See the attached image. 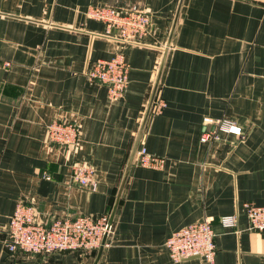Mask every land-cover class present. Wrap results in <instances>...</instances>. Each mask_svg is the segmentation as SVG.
<instances>
[{
    "label": "crops",
    "instance_id": "0c3cea01",
    "mask_svg": "<svg viewBox=\"0 0 264 264\" xmlns=\"http://www.w3.org/2000/svg\"><path fill=\"white\" fill-rule=\"evenodd\" d=\"M178 1L0 0V264H92L96 251L6 250L9 220L19 200L44 223L110 214ZM90 5H137L149 30L130 43L108 36ZM119 52L128 82L111 99L84 70ZM54 119L77 124L75 147L48 140ZM140 145L164 164L132 162L96 264H207L174 262L166 247L207 216L213 264H264V231L249 228L244 208L264 205V0H182ZM74 161L94 168V188L72 182ZM226 214L235 226L220 223Z\"/></svg>",
    "mask_w": 264,
    "mask_h": 264
},
{
    "label": "built area",
    "instance_id": "2783aa9c",
    "mask_svg": "<svg viewBox=\"0 0 264 264\" xmlns=\"http://www.w3.org/2000/svg\"><path fill=\"white\" fill-rule=\"evenodd\" d=\"M88 18L102 22L105 34L124 42H134L145 36L149 30L150 15L137 5L118 9L108 5H90L85 11ZM129 64L121 52L109 58L89 60L84 70L85 76L93 82L106 86L111 99L121 97L128 82ZM164 106L159 100L157 110ZM220 130L230 131L232 124L222 120ZM233 129V128H232ZM48 140L58 145L75 147L79 136L76 123L66 119H54L46 126ZM206 134H202L205 139ZM148 168H160L164 157L149 153L144 145L135 152L133 161ZM94 168L74 161L71 164L72 182L95 187ZM249 228L264 231V205L244 203ZM107 213L85 214L73 217H55L48 222L36 220L32 204L19 200L9 220L7 234L3 240L6 250L15 252L48 254L63 250L96 251L103 236L109 233ZM225 227L236 225V215L219 217ZM169 256L174 262L191 257H199L207 264H213L215 257L214 231L211 217L186 224L174 231L166 239Z\"/></svg>",
    "mask_w": 264,
    "mask_h": 264
},
{
    "label": "water",
    "instance_id": "95a60500",
    "mask_svg": "<svg viewBox=\"0 0 264 264\" xmlns=\"http://www.w3.org/2000/svg\"><path fill=\"white\" fill-rule=\"evenodd\" d=\"M181 3H182V0H179L178 4H177L176 12L174 14V18H173V21H172V25H171V28H170V31H169V34H168V38H167L165 47L163 49V55H162V58H161V61H160V65H159V68H158V72H157V75H156L154 86H153L152 92L150 94L149 102H148L147 108L145 110V114H144V117L142 119L141 125H140V127L138 129L136 138L134 140L131 152L129 154L128 162H127L124 174L122 176L118 191L116 193V197H115L111 212H110L109 217H108V225L109 226L112 224L114 213L116 211V208H117V205H118V202H119V199H120V195H121L124 183L126 181L128 170H129V168H130V166H131V164L133 162V159H134V156H135V152H136V149H137V146H138V143H139V140H140V137H141V134H142V131H143L147 116L149 114L151 105L153 103V100H154V97H155V94H156V90H157L158 82H159V78H160V73L162 71V68H163V65H164V62H165L166 53H167V50H168V46L170 44L171 37H172L173 32H174V28H175V24H176V20H177V16H178V13H179V10H180ZM106 236H107L106 234L103 236L101 244L98 247V249L96 250V255H95V258H94L92 264H96L98 262L101 254H102V250H103V246H104V243H105V240H106ZM63 251H69V250H63Z\"/></svg>",
    "mask_w": 264,
    "mask_h": 264
}]
</instances>
